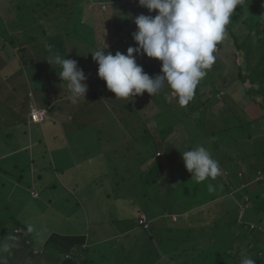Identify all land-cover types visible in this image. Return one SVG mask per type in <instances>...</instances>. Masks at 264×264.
Returning a JSON list of instances; mask_svg holds the SVG:
<instances>
[{
    "label": "rangeland",
    "instance_id": "obj_1",
    "mask_svg": "<svg viewBox=\"0 0 264 264\" xmlns=\"http://www.w3.org/2000/svg\"><path fill=\"white\" fill-rule=\"evenodd\" d=\"M69 1L70 6L66 0H0V55L17 54L10 59L6 55L0 62V81L6 85L4 78L8 74L5 75V71L11 79L19 74L21 86L14 91L19 108H24L25 103L28 107L34 100L48 111L53 105L62 106L61 112L49 111L52 119L48 118L44 126L25 129L23 126H28L23 119L15 125L12 118L18 114L0 104V112L11 113L4 121L0 118V129L22 126L21 131H14L11 136L7 132L0 133V224L4 222L6 226L0 227V240H8L12 235L14 241L20 240L22 247L27 236L21 238L24 234L18 235L13 232L15 228H10L21 225L31 229L28 238H32L33 246H43L52 231L87 236L91 244L86 256L93 264H225L220 254L213 258L209 253L218 247L226 248L223 241L216 244L211 241L218 238L215 232L223 225L226 206L232 205L227 198H234L242 188L233 177L225 176L227 167L235 170L237 161L242 163L247 159L264 161V102H250L254 96L245 94L248 86L244 88L238 81L242 65L243 74L254 75L251 80H255L253 86L257 93H264V26L258 22L264 13V0H242L246 7L243 4L236 7L223 44L216 49L219 53H214L215 62L207 70L206 78H209L199 83L204 93L212 88L213 93L220 90L218 95L224 93L226 99L238 101L235 102L236 115L226 118L230 124L227 125L226 120H214L209 126L207 115L198 118L205 112L191 115L187 113V104L182 105L180 114H172L180 104L170 99L173 96L169 89L165 98L172 110L166 106V99L146 92L141 97L116 98L103 87L106 82L97 75L98 64L92 59L89 42L93 41L95 49L111 51L114 48L113 54L116 51L126 54L128 41L135 43L132 38L136 31L134 19L140 14L155 16L156 11L149 13L137 0ZM90 1H94L95 9L89 8ZM72 2H76L73 21L80 24V18H84L87 25L92 22L89 41L69 30L71 20L67 14ZM251 8L261 12L252 15L246 11ZM243 11L245 13H241ZM260 22L264 23V17ZM255 23L262 27L259 33ZM44 27L46 32L42 31ZM81 41L86 42L84 48ZM82 51L84 56H79ZM57 53L76 60L87 77L85 99L78 103L71 102V95L59 97L68 87L58 75L60 67L49 63ZM136 61L145 73L160 74L159 60L141 54ZM153 61L158 62V66H153L150 72L148 62ZM37 64L41 75L32 69ZM46 73L51 75L45 77ZM207 81L212 84H203ZM236 88L238 90L233 92ZM4 90L0 86V95ZM11 90L4 95H10ZM127 101L136 102L132 103L136 111L126 107ZM240 105L243 108L238 109ZM223 114L221 111L220 116ZM243 116L245 121L253 123L238 130L233 125L244 120ZM71 117H75V121L72 122ZM160 123L167 125L164 132H160ZM25 144L27 148L12 152ZM188 145H192V149L204 146L219 162L221 171L215 179L195 181L186 170L182 156L171 165L166 162L172 147L180 150V155ZM187 150L191 149L187 147L184 151ZM159 160L164 161L165 166L164 174L159 173L162 179L158 181L157 167L152 168ZM83 163L89 166L80 169L79 164ZM98 167L103 169L101 174H97ZM224 183L228 184V191ZM30 186H35L31 189L38 192L32 199ZM255 189L256 186L250 190ZM238 203L239 217L264 229V213L251 210L254 205L251 195L242 194ZM140 210L148 215L145 225L141 223ZM155 213L158 216L153 220ZM128 227L130 231L122 235ZM259 235L264 237L263 232ZM94 240L98 242L93 243ZM205 255L209 257L204 258ZM230 264H240V261Z\"/></svg>",
    "mask_w": 264,
    "mask_h": 264
},
{
    "label": "clouds",
    "instance_id": "obj_2",
    "mask_svg": "<svg viewBox=\"0 0 264 264\" xmlns=\"http://www.w3.org/2000/svg\"><path fill=\"white\" fill-rule=\"evenodd\" d=\"M241 2L138 0L139 6L157 14H140L134 19L136 31L132 33V38L137 46L128 47L126 54L120 51L113 54L107 48L90 52L98 64V77L106 82L107 89L116 98H134L144 92L155 96L167 88L180 105H186L215 62L216 47L224 40L234 10ZM141 54L161 62L160 74L152 77L144 72L136 61V56ZM49 63L60 67L58 75L61 81L67 82L71 102L75 104L85 99L88 86L84 81L87 77L77 61L57 53ZM181 154L186 170L195 181L215 179L220 174L219 162L204 146ZM208 187L212 190L213 186L210 184ZM14 240L15 237L10 235L7 241L0 243V253H7L14 246L11 243ZM0 264H7L2 255ZM240 264H255V260L244 252Z\"/></svg>",
    "mask_w": 264,
    "mask_h": 264
},
{
    "label": "trees",
    "instance_id": "obj_3",
    "mask_svg": "<svg viewBox=\"0 0 264 264\" xmlns=\"http://www.w3.org/2000/svg\"><path fill=\"white\" fill-rule=\"evenodd\" d=\"M66 1H67V6H70V1L69 0H66ZM93 3H94V1H92V2L90 1L89 8L95 9L96 6H94ZM75 5H76V2H72V9L69 10L68 14H67L68 20H71L69 22V30L71 32H73L74 35H75V33L82 34L83 38H86L89 41V36H91V38H92V28H93L91 25L92 22L87 25L86 20L84 18H80V24H77L75 21H73L74 15L76 13L74 11L75 8H73V6H75ZM34 15H37V17L39 16V14L36 12L34 13ZM44 15H46L48 17L47 12H44ZM258 22L261 24L260 21H258ZM255 26H257V30L259 32L261 29V26H259L258 24H256ZM42 31L46 32V28L44 27L42 29ZM85 33H86V36L83 35ZM124 40L125 41L128 40V37L125 36ZM81 43H82L83 48H84L86 42L81 41ZM89 43H90L89 46H91V48H89V49H91L90 51L92 52L95 50V48H93V41H91ZM220 43L223 44V42H220ZM220 43L218 45L222 46ZM218 45H217L216 49L218 48ZM130 46L136 47L137 45L133 42L128 41V47H130ZM112 49H114V48H112ZM112 49H111V51H112ZM73 53H75V51H73ZM214 53H219V52L217 50H215ZM84 54H85L84 51H82L81 54H79V56H84ZM248 55H251V54L248 53L247 57H249ZM247 57H246V61L248 62ZM136 58H140V55H137ZM263 60H264V56H263ZM148 65H149L148 66L149 71L151 72L153 66H155V65L158 66V62L153 61L152 64L151 63L149 64V62H148ZM161 66L162 65H160V67ZM245 66H248V64L246 63ZM244 68L242 65L239 67L240 71H239L238 76L240 79L238 81H240V84L243 87L248 86L245 89V94L250 95V97H251V94L254 96V100L251 97L250 102L256 101V103H258V104L263 103L264 102V93H261V94L257 93L256 88H254V86H252V83H254L255 80H251V79L254 78V75H252V74L250 75L249 73H247L246 75L243 74L242 69H244ZM32 69H33L34 73L36 72L37 75L38 74L41 75L40 74L41 67L38 64L36 65L35 68H32ZM158 74H159V72L156 75H158ZM50 75L51 74L46 73L45 77L50 76ZM256 75H258V74H256ZM149 76L154 77L155 74L152 72V74H150ZM248 76H250V77H248ZM205 78H206V76L203 78V80ZM208 78H209V76H208ZM208 78H206V79H208ZM257 80H258V77H257ZM238 81H236L237 84L239 83ZM66 84H67V82H66ZM203 84L210 85L212 83L207 81V83L203 82ZM103 87H106V85H104ZM41 88H43V86ZM237 90L238 89L236 88V89H233L232 91L236 92ZM259 90H258V92H259ZM53 91L58 93L56 89H53ZM166 91H167V88H165L157 97L161 96L162 98L166 99L165 98ZM219 93H220V90L213 93L212 88L209 89L208 92L206 91L204 93V92H202V90L198 84L197 88L194 91V95H193L192 99L187 103V109H188L187 113L190 112V113H192L191 115L195 116V115L202 114V111L205 112L204 115L202 114V116L200 115V117H198V118L199 119L206 118L205 115H207V117H208L207 126H209V124L211 122H213L214 120H218V121L224 120L225 121L226 118L228 117V115H230V116L236 115L237 109L235 107V102H238V101L236 99H226V96H224V93H222V95H218ZM102 94H105V93H102ZM69 95H71V92H70L69 88H67L65 90V92L62 93V95H59V97H66ZM105 96H106V94H105ZM139 97H141V95H139ZM170 99L173 100L176 98L171 97ZM166 100H167V101H165L166 106H168L169 109L172 110L171 106L168 103L169 102L168 98ZM133 102H135V101H131V102L127 101V103H126V107H128L132 111H133V109L134 110L136 109L135 108L136 105H134V106L132 105ZM223 103L225 105H223ZM34 105L38 109H46L47 110V117L44 120L37 122V121H34L32 119L31 113H32V108ZM61 107H62L61 105H53L50 108V110L53 112V111L57 110V108L62 109ZM178 107H179V105H178ZM181 108H183L182 105H180L179 108L173 109L171 111V113L174 115H176V114L178 115V114H180L179 112H182ZM240 108H243V105L238 106V109H240ZM28 109H29V117L30 118L24 119L22 117L23 120L21 119L22 122L26 123V126H28V127L23 126V128H25V129L30 128L31 125L29 124V122L36 124L38 126H44V124L48 120V118L52 119V116L50 117V113L52 114V112H49L50 110L48 111V109L45 107H41V106L39 107L37 105V103H35V102H32ZM221 111H224V114L222 116H220ZM157 114H159V113H157ZM260 117H261V115H260ZM71 119L73 122V121H75L76 118L71 117ZM243 119L244 120H239V121L235 122L233 126L236 127L238 130L239 129H245L247 126L250 125L251 122L245 121L244 116H243ZM167 122H169V121H167ZM219 122H221V121H219ZM254 122H257V119L254 120ZM70 123L71 122H69V124ZM226 123L228 125L229 122L226 120ZM204 124H205V122H204ZM153 125H155V123H153ZM223 125H220V126H223ZM166 126L167 125L165 123L164 124L160 123V126L158 125V127L160 128V132H164V130L167 128ZM236 132L239 133L238 131H236ZM251 138H252V136H251ZM178 140L181 141V139H178ZM187 147L189 149H192V145L191 146L188 145ZM187 147L183 148V151L186 150ZM179 152H180V150L177 151L176 149H174L172 147V151H171V153L168 154L166 162L171 165V164L175 163L176 161H178V159L180 158L179 156H182L181 153L179 155ZM160 155H162L161 152H160ZM263 155H264V152H263ZM255 156H256V154H255ZM263 163H264V161H257L254 158V159H250V161H249V159H247L246 162H242V163L237 161V163L235 164V167H236L235 170L228 168L229 165L227 167V173H226L227 175H225V176L227 178L229 176L233 177V179L235 181L240 182L242 184V188H241V192L239 194H237L234 198H231V197L227 198V199H230L232 201V205L226 206L227 207V209H226L227 213L224 217L225 220H223V225L219 228L221 231L219 230V232H215L217 230H213L218 238H213L211 242L216 244L217 242L223 241V243L226 245V248L225 247L224 248L218 247L217 249L212 250V252L209 253L210 255L208 254L209 256L213 255V258L215 257L216 254H220L223 258L222 260H224L223 263H225V264H227V263L230 264L231 262H239L241 259V254L244 252H246L248 256H250L251 258H253L255 260V264H262L264 262V237H261L259 235L261 232H263V235H264V229H260L259 225H256V226L252 225L253 223L246 220V218L245 219L240 218L239 212H238L239 208L237 207V205H239L238 202H239V199H241L242 194L247 193V194L251 195V200L253 201V204H254L252 206L251 210H253L256 213L259 212V210H261V214L264 213V164ZM155 164L156 165L153 166L152 170H154L157 167V174H158L157 180L159 181L162 179V176L159 177V173L161 171V173L164 174L165 164H164V161L161 162L160 160H159V162L157 161ZM158 166H159V169H158ZM259 175H262V176H259ZM218 179H220V178H218ZM251 181L255 182V183H252L254 185L250 184ZM210 184H212V183H209V185ZM203 186H205V185L203 184ZM224 186L226 188L225 191H228L229 190L228 184L224 183ZM254 186H256V189L251 191L250 189H252ZM31 193H32V190H31ZM37 196H34V197H37ZM219 208L220 207H218L217 210ZM10 219H12V218H10ZM14 220L16 223H19L18 220H16V219H14ZM3 225H4V222H2L0 224V227H6ZM212 226L214 227L215 225H212ZM16 227H10V228H16ZM21 227H23V230H24V231L23 230L21 231L22 235L24 234L22 236V238L27 236V240H25L24 245L22 247H19V246H17V243H16L7 253H0V255H2L7 260V264H50V263L51 264H93L92 260L86 259V258L83 259V257H82L83 248L86 244V241H88L87 237L85 235H68V234H60V233L54 232L48 236V238H47V240L43 246H40V245L33 246L34 243H31L32 238L31 239L28 238V236H31V229L28 226H21ZM211 229H212V227H211ZM14 230H13V232H14ZM18 232H19V230H18ZM213 236H214V234H213ZM5 241H7V240H0V243H3ZM11 243H13V242H11ZM19 244H20V240H19ZM46 250L48 251L49 254L47 253ZM209 256L205 255L204 258H207ZM48 258H49V260H48ZM219 261H221V260H219Z\"/></svg>",
    "mask_w": 264,
    "mask_h": 264
},
{
    "label": "crops",
    "instance_id": "obj_4",
    "mask_svg": "<svg viewBox=\"0 0 264 264\" xmlns=\"http://www.w3.org/2000/svg\"><path fill=\"white\" fill-rule=\"evenodd\" d=\"M241 4H243L244 5V7H246V5L244 4V3H242L241 2ZM246 11H250V14H255L256 12H261V11H259V10H255V9H252L251 8V10H246ZM241 13H245V11H243V12H241ZM264 17V13H262V15L260 16V19H259V21H261V19ZM261 25H263L264 26V23L262 24V22H261ZM262 28V27H261ZM257 32H258V30H257ZM260 32V31H259ZM258 32V33H259ZM221 44V43H220ZM222 45V44H221ZM239 47V46H238ZM238 47L236 48V49H238ZM7 52V51H6ZM8 54H3V55H0V62L3 60V58H4V56L6 57V55H7V58L8 59H10V57L11 56H16L17 57V54H12V53H9V52H7ZM9 54H10V56H9ZM20 56V55H19ZM21 58H22V60H23V54H22V56H20ZM19 71H20V69H19ZM21 72V71H20ZM15 73V72H14ZM5 75H7L8 74V77L7 78H4L5 79V84L6 85H3V81H0V86H2L5 90H4V92H3V94H1L0 95V104H5L6 106H8V108H10V110H11V112H13V113H17L18 114V116L16 117V116H13V118H12V122L15 124V125H17L18 123H19V121L22 119V117L24 118V119H29L30 117H29V106L31 105H29L28 107H27V105L28 104H24V108H19L18 107V104L19 103H17L16 102V100H15V90L16 89H18V88H20V86H21V82H20V80H19V78H18V76H19V74H17V76L16 77H14V79H11V77H10V75H9V73L7 72V71H5V73H4ZM15 75V74H14ZM6 79H9V81H7V83H6ZM3 80V79H2ZM253 84L254 83H252V86H253ZM31 85H33V84H31ZM33 86H35V87H37L36 85H33ZM15 87V88H14ZM10 88V89H9ZM8 89V90H7ZM12 89V90H11ZM14 89V90H13ZM11 90V92H10V95H8V96H5L4 95V93H6V92H8V91H10ZM19 90V89H18ZM49 91H52V89L51 88H49ZM16 98H18V95L16 96ZM34 99H36V97H34ZM48 99H49V101L48 102H50L51 100H50V98L48 97ZM19 100V99H18ZM20 101V100H19ZM32 102V101H31ZM34 102H37V100H34ZM39 105V107L41 106L40 104L41 103H39V102H37ZM0 106H2V105H0ZM41 107H44V106H41ZM62 108V107H61ZM23 109V110H22ZM57 109H59V108H57ZM21 110V111H20ZM61 110L62 109H60V110H57V111H60L61 112ZM5 112H7V110H5V111H2V112H0V118L4 121L5 119H7V118H9V117H11V113L9 114V113H5ZM15 113V114H16ZM56 116H59V114H57ZM64 116V115H63ZM21 117V118H20ZM58 118V117H57ZM29 124L31 125V126H38V125H36V124H33V123H30L29 122ZM31 126H30V128H31ZM20 127V128H19ZM19 127H17V126H14L12 129L13 130H10V129H7V128H1L0 129V133L1 132H7V133H9V135L11 136V134L14 132V131H21V129H22V126H19ZM10 131H12L11 133H10ZM1 140H2V138L0 137V142H1ZM18 146H20V145H18ZM26 147H28V145L27 144H25L24 146H22V147H20V148H15V149H13L12 150V152H16L18 149H21V148H26ZM1 155V154H0ZM84 163L86 162V161H83ZM73 163H76L75 161H72V164ZM79 164V168L80 169H83V167H84V165L85 166H89L87 163L86 164ZM101 170H103V169H100V167H98L97 169H96V171H97V174H101ZM87 175H88V173H87ZM86 175V176H87ZM101 176V175H100ZM99 177V176H98ZM100 178V177H99ZM99 178H97V180H99ZM65 187V190L66 191H68L69 189H68V187H67V184L65 183V185H64ZM32 187H35V186H30L29 187V189H30V196H32L31 197V199L32 198H34V196L32 195V193H31V190H34V189H31ZM142 213L143 214H145L144 213V211H142V210H140V213H139V216L140 215H142ZM146 215V214H145ZM158 215H157V213H155L154 214V217H153V220H156V217H157ZM146 218H147V220H149V218H148V215H146ZM154 222V221H153ZM153 222H151V224L153 223ZM130 229L131 228H125V231L122 233V235H125V234H127L128 233V231H130ZM17 230H19V232L17 231ZM23 230V227H19V226H17L16 228H15V230H14V233H16V234H18V235H22V231ZM24 231V230H23ZM55 231H52V232H50V234H52V233H54ZM56 233H58V232H56ZM49 234V235H50ZM60 234H62V233H60ZM48 235V236H49ZM68 235H76V234H68ZM79 235H83V234H79ZM48 236L45 238V236H44V238H45V242H46V240H47V238H48ZM87 237V236H86ZM21 238H22V236H21ZM87 240H88V237H87ZM99 241H103V240H99ZM13 243V245H15L16 243H17V246H19V247H21V245L19 244V240L17 241H12ZM44 242V243H45ZM96 242H98V240L97 241H93V243H96ZM90 242H89V240L88 241H86V244H85V246H84V248H83V252H82V257H83V259L84 258H86V259H88L87 258V256H86V250L89 248V246H90ZM95 245V244H94ZM47 251V250H46ZM47 253H48V251H47ZM49 254V253H48ZM48 260H49V258H48ZM90 260H92V259H90ZM93 261V260H92ZM51 264V263H50Z\"/></svg>",
    "mask_w": 264,
    "mask_h": 264
},
{
    "label": "built area",
    "instance_id": "obj_5",
    "mask_svg": "<svg viewBox=\"0 0 264 264\" xmlns=\"http://www.w3.org/2000/svg\"><path fill=\"white\" fill-rule=\"evenodd\" d=\"M31 114H32V119L34 121L39 122V121L44 120L47 117V110L46 109H38L35 106H33ZM32 194L34 196H37L38 192L35 191V190H32ZM140 220H141V223L144 224V225L147 223V219H146L144 214L141 215Z\"/></svg>",
    "mask_w": 264,
    "mask_h": 264
}]
</instances>
